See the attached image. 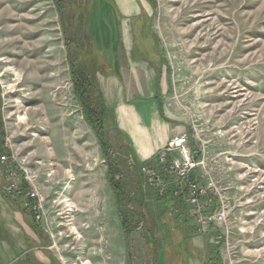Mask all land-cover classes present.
Masks as SVG:
<instances>
[{
  "label": "rangeland",
  "instance_id": "1",
  "mask_svg": "<svg viewBox=\"0 0 264 264\" xmlns=\"http://www.w3.org/2000/svg\"><path fill=\"white\" fill-rule=\"evenodd\" d=\"M101 1L0 0V156L27 175L42 199L64 264H151L143 227L129 242L120 221L117 228L119 208L106 182L109 162L73 85L71 61L85 65L83 39L94 41L100 29L114 35L115 47L107 42L94 52L101 72L114 67L113 50L122 49L115 10L110 6L103 10L107 20L99 19ZM146 1L159 56H153L151 40L142 39L148 28L138 19L131 23L139 41L130 59L144 54L157 62L163 108L187 128L194 156L205 161L198 179L212 178L221 194L205 206L211 214L225 206V222L210 229L216 264H264V0ZM79 7L90 13L76 23ZM104 133L113 147L110 162L129 175L124 187L135 199L144 177L134 166L146 162L122 153L107 123ZM100 197L104 206L95 210L108 221L93 229L89 207ZM132 204L140 211L137 201ZM178 264H186L185 256Z\"/></svg>",
  "mask_w": 264,
  "mask_h": 264
},
{
  "label": "crops",
  "instance_id": "2",
  "mask_svg": "<svg viewBox=\"0 0 264 264\" xmlns=\"http://www.w3.org/2000/svg\"><path fill=\"white\" fill-rule=\"evenodd\" d=\"M101 2L99 19L107 20L108 12L103 10H109L110 6L115 10L112 16L113 19L117 17L118 25L122 30L119 37L122 49L113 48L114 67H111L110 71L107 69L105 73L96 72L94 84L105 103L107 125L114 129L120 145L128 146L133 154L132 158L136 161L147 163L155 158L171 138L187 135V128L171 118L168 111L163 108L161 101L163 88L157 78L158 65L142 58V55L139 56L142 59H130L135 49L132 20L143 18L147 20L150 17L149 3L146 0H102ZM113 38V34L102 33L100 29L94 41L97 47L102 48L107 42L115 47ZM146 49L143 46V50ZM153 56L158 58L157 54ZM97 75L99 82L96 84ZM3 126L4 124L0 122V137L3 135ZM121 136L123 139H120ZM3 174L4 167L0 165V264H64L57 253L56 240L52 228L47 224L45 210L42 220L39 221L33 213L24 208L22 199L15 200L7 195ZM106 182L116 201L109 182V167L106 169ZM105 195L109 202L106 191ZM97 201L89 205V208L95 211L91 213L93 229L108 221L105 218L100 219L99 211L95 210V207L104 206V198L100 197ZM141 212L147 213L145 210ZM119 221L121 223L117 212V228ZM193 225L189 226L192 230L189 232L190 244L204 255L207 237L211 243L210 232L214 231L195 236ZM196 240H201V244H197ZM168 260L167 256L161 257L158 259V264H168ZM185 260L186 264H204V259L197 256L190 255L185 257Z\"/></svg>",
  "mask_w": 264,
  "mask_h": 264
},
{
  "label": "trees",
  "instance_id": "3",
  "mask_svg": "<svg viewBox=\"0 0 264 264\" xmlns=\"http://www.w3.org/2000/svg\"><path fill=\"white\" fill-rule=\"evenodd\" d=\"M87 1L89 2L90 0ZM85 4L86 3L84 2L83 5ZM88 5H90V3ZM59 7L60 9H63L62 4ZM88 11L89 10L85 7H79L74 14V21L76 22V19L79 18L83 19V17L90 13V11ZM136 20L138 19H133L132 21ZM143 21L145 22L143 23ZM141 22L142 23L139 24L142 28H148L147 34H141L142 39L146 38L144 41L151 40V44L154 48L153 50L155 51L156 49L155 52H152L159 56L158 37L150 31L147 25V20L143 18ZM137 41H139V34L135 35V45ZM137 46L139 47V44H137ZM96 50V42L91 39L86 42V40L83 39V42L79 45V53L85 65L77 64L76 61H71L74 78L73 85L75 94L78 95L83 104V113L86 121L97 132L101 146L104 150L105 158L109 162V182L119 207V215L125 238L127 242H129L132 234L140 227H143L144 231L147 233V245L150 247L151 255L153 257L151 264H158V259L165 256H167V258L169 257L168 264H178L179 256L189 257L190 255L193 256L194 252H198V250L194 249L190 244L189 233L192 231L189 226L194 224L192 227L193 230H195L197 228L196 224L189 213L184 198H176L174 196V186L172 185L168 186L164 194L161 196L156 189L147 184L145 178H139V194H137V196L133 195L135 196V199L131 198V195L126 192L124 182L129 175L126 172L123 174L118 173L117 169L120 168V164L116 163V166H114V164L110 162L113 147L104 133L106 123L108 124V119L102 94L99 92L97 98L93 95L95 90H97L94 84L95 73L101 72L98 68V56L94 54ZM146 51L148 52V50ZM142 56L143 58H146L144 54H142ZM146 59L151 61L149 57ZM155 63L157 65V62ZM159 63L164 64V60L159 58L158 64ZM88 69H90L91 72H89ZM105 72L106 71L104 70L102 73ZM121 151L122 153H126L128 158L133 157L128 146L122 144ZM134 167L135 173H137L136 171H140L141 166L137 162ZM25 189L28 190L26 186ZM133 200L137 201L141 206L140 211L134 209L132 204ZM141 210H145L147 213L144 214ZM210 233L213 234V232ZM205 249L204 255L200 254L195 256L204 259V264H216L215 257L218 249L215 245L209 243V237H207Z\"/></svg>",
  "mask_w": 264,
  "mask_h": 264
},
{
  "label": "built area",
  "instance_id": "4",
  "mask_svg": "<svg viewBox=\"0 0 264 264\" xmlns=\"http://www.w3.org/2000/svg\"><path fill=\"white\" fill-rule=\"evenodd\" d=\"M0 165L4 167L6 194L15 200L22 199L24 208L33 213L37 220H42V199L34 194L27 175L17 174L8 165L5 155L0 156ZM201 170H206L205 161L194 156L186 135L171 138L154 159L140 167L147 184L161 196L168 186H174V196L184 198L200 233L209 231L217 221L224 223L226 220L223 203L217 214L207 213L205 206L214 205L215 200L220 201L221 194L212 178L205 181L198 179L196 172Z\"/></svg>",
  "mask_w": 264,
  "mask_h": 264
}]
</instances>
